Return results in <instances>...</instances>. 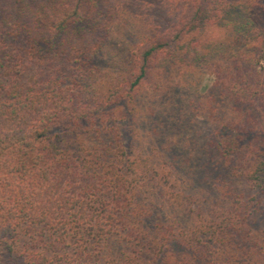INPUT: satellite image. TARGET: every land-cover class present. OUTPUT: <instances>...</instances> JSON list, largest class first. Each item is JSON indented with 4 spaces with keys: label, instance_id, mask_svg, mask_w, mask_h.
Masks as SVG:
<instances>
[{
    "label": "trees",
    "instance_id": "1",
    "mask_svg": "<svg viewBox=\"0 0 264 264\" xmlns=\"http://www.w3.org/2000/svg\"><path fill=\"white\" fill-rule=\"evenodd\" d=\"M193 69L202 167L135 127ZM0 264H264V0H0Z\"/></svg>",
    "mask_w": 264,
    "mask_h": 264
},
{
    "label": "rangeland",
    "instance_id": "2",
    "mask_svg": "<svg viewBox=\"0 0 264 264\" xmlns=\"http://www.w3.org/2000/svg\"><path fill=\"white\" fill-rule=\"evenodd\" d=\"M113 52V48L109 49L103 56L102 62L113 61ZM169 72L175 73V70H169ZM169 72L165 76L166 85L163 90L159 92L147 91L144 94L143 99L146 107L143 120L140 123L143 121L145 126H141V124L135 126L142 133L141 136L138 132V138L142 139L143 144L148 145V130L150 131L153 126L162 125V131L172 139V144L181 155L190 157L191 164L200 167L205 164L209 165L213 162L211 124L204 116L195 112L191 103L200 100V96L207 92L215 76L212 73L199 71V69L181 70L174 76H171ZM169 79L174 80L170 82ZM169 99H174L178 105H169Z\"/></svg>",
    "mask_w": 264,
    "mask_h": 264
}]
</instances>
